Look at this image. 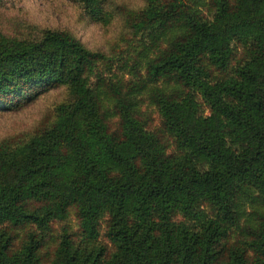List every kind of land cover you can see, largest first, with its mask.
<instances>
[{"label":"trees","instance_id":"1","mask_svg":"<svg viewBox=\"0 0 264 264\" xmlns=\"http://www.w3.org/2000/svg\"><path fill=\"white\" fill-rule=\"evenodd\" d=\"M147 4L117 67L133 61L127 85L64 32L0 33V110L58 86L74 98L45 131L0 142V264H264V0ZM143 99L164 145L137 117ZM69 210L78 232L46 244Z\"/></svg>","mask_w":264,"mask_h":264},{"label":"rangeland","instance_id":"2","mask_svg":"<svg viewBox=\"0 0 264 264\" xmlns=\"http://www.w3.org/2000/svg\"><path fill=\"white\" fill-rule=\"evenodd\" d=\"M176 1L188 3V0ZM101 2L102 10L89 18L78 0H0V33L10 38L39 40L45 31L64 32L79 41L85 49L113 58L112 74L107 78L123 72L121 79L127 85L129 81L134 80L130 73L131 68L129 69L133 61H128L127 66L122 69L117 67L121 66L126 57L125 49L136 43L138 35L133 23L142 10L133 9L139 7L141 0H122L121 7H115L112 0ZM130 55L133 57V54ZM138 72L143 74L144 70L139 68ZM114 80L115 78H111L109 81ZM73 99L65 86H58L39 93L31 101L17 108L0 110V142L4 141L9 144L5 145L6 147L13 148L26 142L36 132L42 129L44 130L41 132L45 131V128L55 122L57 114L67 112L68 107L63 109L59 107L72 102ZM203 111L207 112L206 109ZM137 117L142 121L145 130L154 133L157 131L164 145L166 140L158 131L160 120L154 106L143 99ZM105 125L113 139H122L117 115L107 117ZM172 149L173 143H169L164 151L170 152ZM62 229L78 232L73 210L67 212L65 219L51 222L44 242L51 244ZM104 231L105 223L102 221L99 226L98 242H106ZM234 236L232 234L230 238Z\"/></svg>","mask_w":264,"mask_h":264},{"label":"clouds","instance_id":"3","mask_svg":"<svg viewBox=\"0 0 264 264\" xmlns=\"http://www.w3.org/2000/svg\"><path fill=\"white\" fill-rule=\"evenodd\" d=\"M115 7H121L122 6V0H112ZM148 7L147 0H141V3L139 4V7L133 9L135 11H141Z\"/></svg>","mask_w":264,"mask_h":264}]
</instances>
